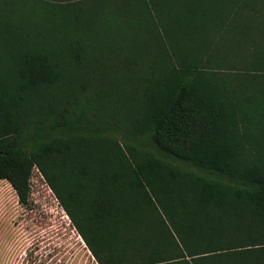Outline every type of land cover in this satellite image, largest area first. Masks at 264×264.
Masks as SVG:
<instances>
[{"label": "trees", "instance_id": "obj_1", "mask_svg": "<svg viewBox=\"0 0 264 264\" xmlns=\"http://www.w3.org/2000/svg\"><path fill=\"white\" fill-rule=\"evenodd\" d=\"M97 264H264V0H0V181L35 171Z\"/></svg>", "mask_w": 264, "mask_h": 264}, {"label": "rangeland", "instance_id": "obj_2", "mask_svg": "<svg viewBox=\"0 0 264 264\" xmlns=\"http://www.w3.org/2000/svg\"><path fill=\"white\" fill-rule=\"evenodd\" d=\"M0 264H97L37 170L26 207L0 181Z\"/></svg>", "mask_w": 264, "mask_h": 264}]
</instances>
